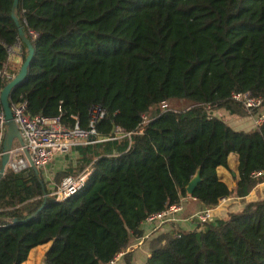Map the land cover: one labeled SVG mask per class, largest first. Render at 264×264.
Masks as SVG:
<instances>
[{
  "label": "trees",
  "instance_id": "obj_1",
  "mask_svg": "<svg viewBox=\"0 0 264 264\" xmlns=\"http://www.w3.org/2000/svg\"><path fill=\"white\" fill-rule=\"evenodd\" d=\"M12 2L0 0V92L8 83L1 73L16 75L6 67L9 50L19 45L21 64L27 55ZM15 16L33 55L9 104L24 101L29 115L82 129L89 107L99 105L106 115L95 126L98 136L119 128L130 143L123 137L75 147L92 174L62 202L44 198L39 170H6L0 264H23L47 243L45 264H109L143 237L148 216L185 197L212 208L264 183V122L234 131L212 116L218 109L247 116L232 93L264 100V0H18ZM172 100L191 106L141 124L153 107ZM231 154L238 173L233 190L217 175L228 170ZM148 245L145 264H264V198L202 231L174 228ZM123 264H131L130 253Z\"/></svg>",
  "mask_w": 264,
  "mask_h": 264
},
{
  "label": "built area",
  "instance_id": "obj_2",
  "mask_svg": "<svg viewBox=\"0 0 264 264\" xmlns=\"http://www.w3.org/2000/svg\"><path fill=\"white\" fill-rule=\"evenodd\" d=\"M30 35L35 36L32 32ZM11 50V49H10ZM9 50V51H10ZM4 80L8 83L14 78V75L3 71L1 73ZM230 99L240 104L247 113L259 110V117L256 126L264 122V100L262 98L252 97L249 93H232ZM168 101L159 103L156 107L158 113L168 112ZM12 119L16 125L23 147L16 141L12 144L10 158L6 170L12 173H21L29 168V164L24 155V148L27 150L32 164L37 170L42 172V179L46 187L45 196L54 199L56 202L65 201L77 194L88 182L92 174L91 165H88L82 172L77 175H66L58 183L53 182L52 174L45 172L46 168L54 161L55 158L65 156L67 152L75 147L88 146L105 141H113L127 137L130 143V133H123L119 128L113 130L109 138L102 139L95 130L96 124L102 120L106 111L99 105H92L88 109V125L86 129L80 128L78 123L69 127L62 123L59 117L45 118L41 115H29L27 112L26 102L18 101L9 105ZM145 116L142 117V123L146 124ZM6 126L3 112H0V159L2 156V144L5 136ZM90 137L94 140L91 141ZM51 171V169H49ZM254 178L262 176V173L252 175ZM194 200V199H193ZM183 211L181 200L179 204L171 205L165 210L148 216L142 225L149 228V233H153L157 228L164 224L174 222L176 216ZM193 222L200 231L205 224L212 222L213 213L211 210L196 212L188 218ZM201 228H200V227ZM117 255L109 264H117Z\"/></svg>",
  "mask_w": 264,
  "mask_h": 264
},
{
  "label": "crops",
  "instance_id": "obj_3",
  "mask_svg": "<svg viewBox=\"0 0 264 264\" xmlns=\"http://www.w3.org/2000/svg\"><path fill=\"white\" fill-rule=\"evenodd\" d=\"M21 66V50L19 45H16L10 50V55L6 64L8 70L18 73ZM16 75H14L15 77ZM212 116L223 121L227 126H229L234 131L249 132L256 128V122L251 129H245L243 125H246L244 117H238L235 115H229L227 111L223 109L213 110ZM249 118V117H247ZM250 119V118H249ZM60 156L54 159L53 164H51V172L59 173L63 172V169L58 168L59 163H61ZM228 170L219 168L217 170V175L221 181L229 188L233 190L238 181L237 173V157L233 154L228 156L227 159ZM264 198V183L257 185L249 194L244 198H237L235 194L230 195L228 198L223 199L218 202L215 207L205 208L197 201L190 197H185L181 199L183 205V211L176 216V220L171 223H167L157 228L153 233H149V228L146 225H141V230L143 232V237L139 240H131L127 248L121 253L122 255L118 257L117 264H123V256L126 253L131 254V264H145L147 258L149 257V241L160 235L171 231L174 228H179L183 230L184 225H188V229L183 231H191L195 229L194 223L190 222L188 218L203 210H211L213 213V220H223L229 213L240 211L247 203L258 201ZM51 243L40 245L29 252L26 262L23 264H45L46 253L50 248Z\"/></svg>",
  "mask_w": 264,
  "mask_h": 264
},
{
  "label": "water",
  "instance_id": "obj_4",
  "mask_svg": "<svg viewBox=\"0 0 264 264\" xmlns=\"http://www.w3.org/2000/svg\"><path fill=\"white\" fill-rule=\"evenodd\" d=\"M17 6H18V0H13L12 7H11V18L18 30L19 43L24 44L26 46L27 55L25 57L24 62L21 64L20 69L18 73L16 74V76L9 83H7L0 92V103L2 106V112L4 114V120H5V126H6L5 136H4L3 144H2V156L0 159V180L5 174L6 166L10 158V151H11L12 144L16 141L17 143H19L20 146L23 147V143L21 141L18 129L12 119L11 111L9 108L10 104L8 102V96L11 90L17 85H19L25 79L26 74H27L28 65L33 55L32 47L29 44L21 26L19 25L18 19L15 16ZM90 140L93 141L94 138L90 137ZM23 152H24L25 158L28 161L29 168H31L33 171L36 172L37 169L32 164L30 156L25 148ZM198 182H199V174L197 173L195 177L191 179V181L188 183L186 187L187 195L189 196L192 195ZM44 198H46L45 194H44Z\"/></svg>",
  "mask_w": 264,
  "mask_h": 264
},
{
  "label": "rangeland",
  "instance_id": "obj_5",
  "mask_svg": "<svg viewBox=\"0 0 264 264\" xmlns=\"http://www.w3.org/2000/svg\"><path fill=\"white\" fill-rule=\"evenodd\" d=\"M190 106H191V103H189L186 100L168 101V105H167L169 111H174V112L183 111L185 109H188ZM157 112H158V108L153 107L149 111V113L145 116L146 121H148L149 119L154 117L157 114ZM247 117H249L250 119ZM258 117H259V110H255L253 112L247 113V116L244 117V118H246L245 119L246 125H243L244 128L245 129H251L254 126V123L257 121ZM60 160H61V163H59V164H61V165H59L58 168L63 169L64 171H67L68 167L72 168V173L68 174V173H65L63 171V172L53 174V182L54 183H58L60 181V179L66 175H77L80 172H82L85 168H87V166L85 168L81 167V164L79 162V154L74 149L67 152V154L63 158H61ZM53 162H51L50 165L46 168L45 172H47V174H52L51 171H49V169H50L51 164H53ZM41 176H42V172H41ZM212 221H214V220H212ZM192 224H193V222H192ZM193 225H194V227H196L195 224H193ZM182 229L183 230L188 229V225H184V228H182Z\"/></svg>",
  "mask_w": 264,
  "mask_h": 264
}]
</instances>
